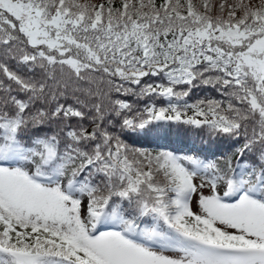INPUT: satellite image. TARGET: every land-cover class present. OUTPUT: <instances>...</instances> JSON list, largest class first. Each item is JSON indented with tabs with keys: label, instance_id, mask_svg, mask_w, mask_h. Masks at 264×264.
Returning a JSON list of instances; mask_svg holds the SVG:
<instances>
[{
	"label": "snow or ice",
	"instance_id": "1",
	"mask_svg": "<svg viewBox=\"0 0 264 264\" xmlns=\"http://www.w3.org/2000/svg\"><path fill=\"white\" fill-rule=\"evenodd\" d=\"M0 74V264H264V0H0Z\"/></svg>",
	"mask_w": 264,
	"mask_h": 264
},
{
	"label": "trees",
	"instance_id": "2",
	"mask_svg": "<svg viewBox=\"0 0 264 264\" xmlns=\"http://www.w3.org/2000/svg\"><path fill=\"white\" fill-rule=\"evenodd\" d=\"M10 66L14 67V62H11L10 63ZM22 74L24 75H35V77L37 78V76L40 74V70L37 68L35 69L34 73H29L28 70L25 68L23 69V72ZM0 78H2V74H0ZM123 98H127L131 101H134L135 98L134 97H131V96H128V97H124L123 95H121ZM205 96H212V97H216V98H219L218 94L215 92L214 89H212L211 87L209 86H200L196 89H193V93H192V98L193 100L194 99H198V98H204ZM173 128L175 126H172ZM175 130H177L176 132V137H178L180 140H183L184 137H186L187 139H191L195 129H192V128H189L187 126H181L179 128L175 127ZM201 144L203 146H205V149L206 150H223L225 149L224 145H223V142H221V140L218 138L217 140L215 141H209L208 143L207 142H201ZM232 149L226 151V152H231Z\"/></svg>",
	"mask_w": 264,
	"mask_h": 264
}]
</instances>
